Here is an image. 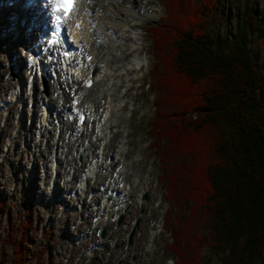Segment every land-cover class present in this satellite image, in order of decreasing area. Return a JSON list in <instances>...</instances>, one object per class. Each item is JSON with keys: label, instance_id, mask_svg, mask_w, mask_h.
Returning a JSON list of instances; mask_svg holds the SVG:
<instances>
[{"label": "rangeland", "instance_id": "obj_1", "mask_svg": "<svg viewBox=\"0 0 264 264\" xmlns=\"http://www.w3.org/2000/svg\"><path fill=\"white\" fill-rule=\"evenodd\" d=\"M2 2L5 5V0ZM215 3V11L206 16L208 32L216 35L224 47L231 35L241 38L262 74L263 83L257 96L264 99V0H216ZM3 5L0 11V264H15L14 252L17 247H21V253L26 252L23 264H172L173 255H169L165 247L168 238L166 230L169 228L167 224L166 227L163 224L166 223L165 214L168 217L174 213L175 205L173 200L170 202L166 199L159 178L169 170L165 161H171L172 157L166 154L162 158V155H159V149L154 147L159 143H153L148 129L155 112L152 109L153 97H156V93L152 91L153 77L159 78L162 64V52L158 51L156 32L151 30V26L159 29L168 22V18L172 16L171 0H142L144 16L135 27H138L136 32L140 37L137 40V50L143 63L139 68L130 69L128 73L122 71L118 81L115 74L126 66L121 62L115 67L116 71H113L114 75L110 78L111 82L118 81L117 83L122 85L118 88L120 97H117V104L120 106L119 113L127 117V126L124 128L122 125L121 127L113 124L110 128L107 134L111 139L109 156H116L119 149L126 154L130 160L128 168L131 167L141 175L142 190L138 194L137 202L123 206L117 214L104 213L103 216L100 215V207H110L111 211L106 212H112L113 204H119L120 196L117 195L118 201L111 196L113 199L111 198L110 202L108 198H102L100 203L98 199L92 202L95 197L94 200L89 197L92 196L90 193L102 195L107 191H101L100 187L112 179L110 176L118 161V155L114 162H109L106 169L99 171L102 174H99L97 179L90 173L94 168L92 167L87 176L91 179L88 184L85 180L84 189L80 179L85 168L96 158V146L100 142L95 137L97 132L92 135L93 140L91 137L92 144L84 151L86 156L82 154L80 156L84 159H79L74 153L77 154L79 145L85 146L88 139L85 142L81 137L75 141L72 131L65 132L66 128H63L61 134V123L57 128L55 121L47 120L42 126L39 119L42 108L46 105L42 106L41 103H46L47 97L51 98L49 101L53 104V110L49 108L48 113L57 112L63 116L62 119H68L65 104L63 103V107L61 105L63 98H56L57 92L62 88L60 83L63 77L54 75L57 70H54L53 75H45L42 73L44 68L41 70L35 65L31 68L30 64L26 67L25 59L29 52L25 54L27 49L23 48L12 34L8 37L10 12ZM24 8L22 10L26 9ZM38 8L39 6H36L31 12L37 14ZM244 13L252 17L250 24L244 19ZM177 14L175 11V16ZM32 27L38 32L41 31L39 24L32 23ZM23 32L29 40V31ZM31 42L32 40L29 44ZM151 54L154 55L151 57ZM15 57L18 58V66H13L11 70V63L17 62ZM57 67L60 69L59 65ZM18 70L22 72L16 75ZM48 84L52 92L54 89V93L48 91ZM101 85L97 89H100L99 92L108 91L105 85L101 90ZM107 87L109 89L108 84ZM64 89L66 93L63 100L69 107L73 93H67V85H64ZM34 92L42 96L38 98L36 116L32 115L35 109V97L32 95ZM14 93H17L15 99ZM103 101L100 98V103ZM102 111V106L97 112L94 111L96 114L92 113L91 122L97 117L100 118ZM53 117L52 114L50 119ZM71 121L73 123V120ZM94 125L95 122L93 126L88 127V132L95 130ZM55 158L56 176L53 161ZM59 159L66 160L68 164L59 166ZM160 163L162 172L159 170ZM69 180L72 183L67 185ZM143 194L146 199L141 198ZM80 198L83 201H78ZM83 202L89 204L85 207ZM134 223L136 225L130 244H127V235ZM204 260L207 264H227L223 253L207 255L203 257Z\"/></svg>", "mask_w": 264, "mask_h": 264}, {"label": "trees", "instance_id": "obj_2", "mask_svg": "<svg viewBox=\"0 0 264 264\" xmlns=\"http://www.w3.org/2000/svg\"><path fill=\"white\" fill-rule=\"evenodd\" d=\"M215 1L171 0L168 22L151 26L162 64L148 129L159 155L172 157L159 177L175 205L166 248L173 264H207L218 253L227 264H264L263 78L241 38L224 47L208 32Z\"/></svg>", "mask_w": 264, "mask_h": 264}, {"label": "bare ground", "instance_id": "obj_3", "mask_svg": "<svg viewBox=\"0 0 264 264\" xmlns=\"http://www.w3.org/2000/svg\"><path fill=\"white\" fill-rule=\"evenodd\" d=\"M17 4L20 5L21 8L25 7L26 9L25 8L24 9L26 11L16 15L15 21L12 22V25L9 27V32H7V35L9 37L10 36L9 34H12V37L15 40H17V42L23 48L27 49L25 50V54H27V52H30V55H28V57H34V60H32L33 64L37 65V63H39V60L36 57L38 55L39 48L38 46L36 48L34 47L38 43L37 40L39 39L38 38L39 32L34 27L31 28V25L32 23H35V24H39V26L42 27V25L45 24L46 21L42 20V17L46 13L45 5L41 7L42 10L40 15L38 17L33 18L35 14L34 13L30 14L29 8L26 7L24 3H20L18 1ZM79 4L82 8H84L85 11L88 12V13L84 12L85 14L84 19L82 20L81 16L77 14L76 16L79 18V20L71 19L69 21L71 26L69 27L66 26V23L64 21L65 27L67 29V35L70 40H68L67 37H63V43L70 48L71 54L73 52H76L75 57L70 60L68 59V62L66 63H64V60H62V65H60L58 63V55H57L52 62L56 66L59 65L60 69L57 67V69L54 70H57L56 73H58V76L61 75V77H63L60 83L62 84V88L59 89L60 93L59 96H57L56 98L58 99L60 97L65 99L64 93L66 92L64 89V85L65 87L67 85L69 88L67 93H70L71 91L73 93L71 97L72 98L74 97V100L76 99L77 101L76 105H72L71 103V105L68 107L66 106V101L62 99V103H61L62 107L64 103L65 104L64 108H66L65 109L66 111L65 110L64 111L68 113L69 120L62 119L63 116L60 114V119H61L60 132L64 130L63 128H66L67 130L65 129V132L72 131V137L74 138L75 141L77 139H81V137L84 138L83 140L85 142L86 139L89 140L88 142L85 143V146H82L83 144L82 145L80 144L79 145L80 150L78 149L79 151L77 154L76 152L74 153V156L77 155L79 159L83 158L80 156L82 154L83 156H86V154L84 155V151H86L88 149V146L92 144V140H93L92 135H94L97 132V134H95V137L96 140H100V142L96 146L95 162L92 161L90 162V164L83 171L84 174L82 173L83 175L81 176L80 179V184L83 185L84 189H85V180L87 181L88 184V181H90L91 179L87 177L89 175L91 168L94 167L90 173H92V175L95 176L94 178L97 179L99 177V174H102L99 171L101 169H106L107 166H109V162H114L116 156L118 155V161L115 163L116 166L113 167V170L111 172L112 175L110 177L112 179H110V181H106L107 183L102 187H100L103 188L102 190L103 192L105 190L107 191L104 192L102 195L101 193H95V195H93V193H90L92 196L89 197V199L92 200H94L95 197V201L92 200L90 201L96 202V199H98L100 203V201H102V198L106 200L108 198V202H110L109 200L112 198L111 197L112 195L110 194L115 195L116 199L114 200H117V195L120 196V202L117 206L113 204L114 208L112 209V212H106V210L111 211L110 207L107 208L104 207V205L100 207L101 216H103L104 213L106 215H111L120 212L123 206L137 202V199L139 197L138 194H140L139 192L142 190L141 187L142 183L140 182V179H142L140 177L141 175H139L137 171L133 170L131 167L128 168L130 165V160L129 158H127L126 154L121 149H119L117 150L116 156L114 157L109 156L110 155L109 142L111 141V139L107 134H109L110 128H112L113 124L114 125L116 124L117 126L122 125L124 128L127 126V124L125 123V119L127 118L126 115L119 113L120 106L118 107L117 97L118 98L120 97V91H118V88H121L122 85L117 82L121 78L122 71L128 73L130 69L139 68L141 63H143V60L139 57L138 54L139 52L137 50L139 46L138 45L139 42L137 40H139L140 37H138L139 35H137L136 32L138 30V27H135L138 21L144 16L142 13L143 5H142V0H79ZM3 7H5L7 10L10 11L7 5H3ZM23 30L29 31L28 33V36L30 35L29 40L25 36ZM91 35H93V37ZM30 40H32V42L29 44ZM54 52L56 54V50H54ZM87 54H89L91 57L88 61H84L82 59V56L84 58L85 55ZM132 56H134V58H132ZM16 59L17 62H15L14 64L11 63V70L13 66L15 67L18 66V58L15 57V60ZM20 59L21 58L19 56V60ZM20 62H22V59L20 60ZM26 62L27 60L25 59V64ZM121 62L125 63L126 66L125 68L119 70L117 74H115V79L118 81L111 82L110 78L112 77V75H114L113 71L114 70L116 71L115 67ZM33 64H30L31 68L33 67ZM26 67H28V64H26ZM43 68L44 70L46 69L45 72ZM40 69L43 70L42 72L43 74L45 73L47 75V65L45 64L42 65ZM14 71L15 68L13 69V73L15 74ZM19 72L21 73L22 71L18 70L16 72V75H18ZM51 74L53 75L54 71L50 73V75ZM54 75L57 76V74ZM87 78H89L91 82L90 86L88 87L84 85V81L87 80ZM106 80L107 82H105ZM102 81H104V83L106 84H104ZM70 83H72V85H70ZM100 84H102L101 90H103L102 87L103 85H105L108 91L99 92L100 89L99 90L97 89L99 88ZM107 84L109 85V89L107 87ZM49 85L50 84H48V88H47L48 91L54 93V89L52 92ZM18 87L20 88V85ZM32 95L35 97L33 105H35V109L37 110L33 108L34 109V110L32 109L33 113L32 111L31 113L32 115L36 116L38 113V107H39L38 98L40 94L34 92ZM13 97L15 99L17 97V93H14ZM100 98L104 100L102 103H100ZM47 100L48 101H46V103L42 101L43 103H41V105L45 104L52 111L53 104L52 102L49 101L51 100V98L48 99L47 97ZM9 101L10 99H8L7 97V102ZM101 106L103 108L102 115L100 116V118L98 117H97L98 119L96 118L97 121L95 119L93 122H91L93 120L92 113H95L94 111L97 112ZM71 108L78 113L82 111L84 112L85 114L84 125L79 126L76 123V120L70 117L72 114ZM45 114H47L46 110L42 112V115ZM55 116L57 120L59 117V113H56ZM71 119H73V123ZM40 121L44 122L46 121V119L40 117ZM94 122H95L94 125L95 130L94 131L91 130V132H88V127L93 126ZM59 124L57 125V128H59ZM73 124H75V127H73ZM82 135H85L86 137H83ZM48 144L49 143H47V145ZM90 148L91 147H89V150ZM75 151H77V149ZM56 159L57 158L54 159V163ZM61 164L66 165L68 163H66V160L62 161L59 159L58 165L61 166ZM101 166H103V168ZM55 168L57 169L56 163L54 167V173L56 176ZM77 171H79L78 168ZM57 179H58V173H57ZM70 183H72L71 180L68 181L67 185ZM107 184H109L108 187ZM56 187L58 188V186ZM138 188L139 190L137 191ZM54 190H55V186H54ZM80 193H84V191H80ZM128 199L131 200L129 201ZM79 200L80 202L83 201L81 198L78 199V201ZM83 204L86 207V205H88L89 203L83 202ZM83 204L81 205L83 206ZM103 207L105 209H103ZM98 224L99 223H97V225Z\"/></svg>", "mask_w": 264, "mask_h": 264}, {"label": "water", "instance_id": "obj_4", "mask_svg": "<svg viewBox=\"0 0 264 264\" xmlns=\"http://www.w3.org/2000/svg\"><path fill=\"white\" fill-rule=\"evenodd\" d=\"M144 198H146V196H144ZM132 232H133V229L131 230L130 234L128 235V243L130 242Z\"/></svg>", "mask_w": 264, "mask_h": 264}]
</instances>
